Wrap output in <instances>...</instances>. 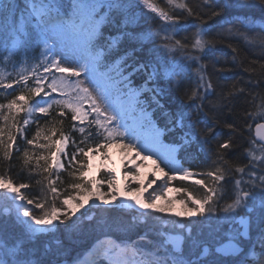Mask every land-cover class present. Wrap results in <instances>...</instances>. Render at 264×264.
<instances>
[{"label": "snow or ice", "instance_id": "1", "mask_svg": "<svg viewBox=\"0 0 264 264\" xmlns=\"http://www.w3.org/2000/svg\"><path fill=\"white\" fill-rule=\"evenodd\" d=\"M165 2L170 9L181 10L180 13L170 14L154 0H0V62H9L14 56L23 55V62L20 63L19 71L15 76L11 73L5 74L0 68V89L15 90L14 85L20 88L18 95L8 99L6 103H0V119L4 121V125L0 126V151L3 162L11 167L16 141L13 130L23 136L24 128L30 123L33 113L42 114L40 117L42 119L51 116L55 107L56 116L60 118L59 123L63 125L65 119H70L71 130L78 132L81 137L77 142L70 132L65 133L62 128L57 129L53 126L48 130L50 135L45 136V140L51 141L52 136L57 132L60 139L51 141V144L39 145L48 149L52 144L59 145L56 152L51 153V163H47L49 160L47 156L35 157L37 169L41 168L40 160L46 162L42 171L47 173L44 177L47 192L43 197L28 198L21 191L29 188L28 184L14 183L11 176L7 175V169L0 174V190H2L0 198L6 201L0 209V264H67L70 246L65 245L58 237L53 239H41V237L54 234L63 227L69 233L68 239L71 241L72 233L78 228L81 218H89L87 213L91 208L86 209L85 205L95 193L96 184L91 179L85 182L88 172L84 169L90 168V165L77 160V157L87 158L93 151L108 146L101 142L93 147L90 138L94 135H103L104 140L109 143L117 139L121 142L130 140L132 142L124 146L133 149L137 156L143 155L137 148V143H140V147L145 151L161 156L170 169L169 179L176 180L178 174L182 173L181 180H191L199 186L204 192L201 199H193L192 194L185 190V203L192 204L193 207L180 212V216L198 215L205 219L210 218L211 214L217 211L213 205L224 197V193L219 191L223 188L222 182H227L226 177L233 175L231 202L219 209L221 216L211 217L217 220L223 219L231 225H238L227 233L226 242H222L219 238L217 234L219 229L206 232L202 227H198L200 222L191 221V226L181 225L182 228H186L182 234L171 235L159 231L157 235L160 239L149 240V232L145 231L143 235H139L138 241L132 244H125L123 247L113 245L107 250L111 253L109 259L112 264H264V136L259 137V143L255 139L249 141V147L244 152L246 164L232 166L225 159L235 147L233 137L242 135L244 129H251L252 121H261L255 124L257 132L264 129V94L255 91L264 88V71L257 73L256 79L247 81L251 90L246 94L243 87L234 84L229 91L219 97L216 107L230 106L234 99L246 96V103L256 109V111L244 112V118L249 123H246L242 129H238L235 123H226L224 127L229 133L227 138L221 139L222 131H216L217 123L206 113L203 121L193 118L204 111V101L208 95L213 94L214 88L212 80L204 71L206 66L200 63V55H186V60L199 64L196 69V87L188 95L192 104L184 106L191 110H181L171 114L169 131L179 130L182 135L179 144L173 145L163 153L156 152L154 147L155 142L159 140L160 130L155 129L152 144L148 141H138L137 130L127 125L121 109L112 101L109 87L101 84L98 79V67L106 57L111 56L118 49L122 40L143 43L145 39L160 37L166 33L162 38L165 41L164 47L168 51L173 49L184 51L191 48L201 55L211 52L215 41L207 39L211 27L201 17L204 7H212L207 4V0H200L199 3H191V0H165ZM220 2L221 0H218V3ZM138 8L141 10L139 13L136 11ZM144 8L149 9L150 12L145 13ZM225 9L237 13L232 15L231 19L224 21L225 23L240 24L249 31H254L258 25L260 32L250 37L247 33L239 32L238 29L228 28L216 35L242 36L248 44L258 43L264 49V0H222V6L212 11L209 19L220 17ZM257 14L261 17L259 21L253 18ZM149 16L165 23L160 26L159 31H136L141 26L142 19ZM189 17L199 22L182 23ZM104 24H108L118 34L105 37L101 30ZM190 28L195 29L191 37H183V40L189 41L188 43L175 39L181 31ZM33 47L39 49V55L35 58L36 62L27 67L28 53ZM128 55L125 53L109 66V71L115 73L117 86H123L131 91L130 77L133 72L146 73L149 81L159 77L158 59L137 62L136 66H129L132 67V72L125 77L121 65L126 64ZM261 68L264 69V65ZM190 69L191 64H186L185 71ZM218 71L223 73L226 70ZM248 71L255 72V69ZM180 75V72L174 70H165L164 73V76L177 87L182 84V80L177 79ZM149 91H157L158 94V90ZM37 97L39 99H36ZM152 99L158 106L163 107L159 105L155 96ZM258 100L259 104H257ZM20 113H25L27 116L22 124L17 121ZM34 122L37 124L35 136L26 139V143L33 146L37 145L43 131L39 120ZM201 122L205 124L203 132L198 128ZM5 128L8 129L7 141L4 139ZM213 140L217 141L214 152L207 147ZM68 143L74 147V151L70 154L66 150ZM192 146H196L197 151L211 162L207 170L195 171L178 165L175 154ZM56 153H61L67 158L68 166L74 169L71 175L81 181L68 185L72 190L71 193L65 189L62 207L70 206L74 200L79 201L71 211H61L55 207V202L61 196V190L57 187L59 174L57 173L53 179V173L56 169L66 170L65 162ZM22 156L25 166L30 165L34 160L27 149L23 151ZM150 158L144 156L145 160ZM76 165H79V168H76ZM156 166L160 167L159 164ZM33 171L36 169H30L29 174L31 175ZM130 174L136 179L135 173ZM235 174H239L240 178H234ZM200 176L204 179H196ZM206 180L211 182V187ZM100 183L101 185L107 183L109 190L106 193H96V199L92 200V207L104 213L95 220L96 228L127 233L137 227L140 217L151 215L147 210L170 211L158 208L155 203L158 198L155 196L150 195L149 199L152 202H148L141 199L140 195H135L130 197L134 205L146 211L131 220H125L121 212L125 208L133 207L127 199L121 198L126 197L127 194H118L114 190L116 184L114 176ZM155 183L156 180L153 179L148 186L151 187ZM142 191V188L136 189L137 193ZM81 192L89 195L81 198ZM26 205H34L35 209L40 210V214L34 215L33 210ZM46 206L48 210H45ZM22 208L23 212L20 211ZM80 209L85 211L76 216V212ZM73 216H76L75 220ZM6 217L12 220L11 225ZM17 228L19 230H16ZM140 241L146 242V246H150L151 250L145 251L140 247Z\"/></svg>", "mask_w": 264, "mask_h": 264}, {"label": "trees", "instance_id": "2", "mask_svg": "<svg viewBox=\"0 0 264 264\" xmlns=\"http://www.w3.org/2000/svg\"><path fill=\"white\" fill-rule=\"evenodd\" d=\"M156 4L164 8L166 11H169L170 14H179L181 10L179 9H170L169 6L166 4L165 0H154ZM200 0H191V3H199ZM207 4L211 5L212 7H204L203 11H201V17L207 21V24L211 27V31L208 33L207 39L214 40V46L211 53L207 55V67L208 69L205 71L207 77L212 80L213 83V99L210 96L204 102V111L199 113L198 115L194 116V119H200L203 121L204 114L206 113L207 116L214 120L217 123L216 131H222L221 139H225L228 136L229 130L224 127L226 123H235L238 129H242L243 126L249 121L245 120L244 112L249 111L252 109L251 105L246 103V96H240L232 101L230 106L226 107H216L217 101L221 95L225 92L229 91L232 85H236L237 87H243L245 89V94L250 91V86L247 83L249 80H254L257 78V73L264 71L261 68L264 65V49L259 48L257 52L253 50H249L242 44L230 40L231 38L227 35L224 36H217L216 33L224 32L229 27H233V24H227L224 21L229 20L230 11L229 9H225L222 12L220 17H212L209 19L211 12L217 10V8L222 6V0L218 3V0H207ZM137 13L141 10L138 8ZM145 13H148L146 8L143 9ZM147 19H151L155 22H158L159 25L164 24L158 19H152L151 16L142 19L141 26L136 29L139 32H147V31H157L158 29L154 28L153 24L148 22ZM259 21V20H257ZM199 21H196L195 18L189 17L186 20H183L182 23L189 24ZM241 26V25H240ZM257 32H260L259 26H256ZM102 32L105 37L109 35H117L116 33L108 24H104L102 26ZM195 29L190 28L187 31H181L178 35H176L175 39L182 40L183 43H188L189 41L183 40V37H191L192 32ZM166 33L162 34L160 37H152L151 39H145L143 43H139L136 41H129V40H122L118 46V49L111 55L106 57V62H114L116 59H119L120 56H124L125 53H128V58L126 61L125 71L130 73L132 72V67L129 66H136L137 62L141 63V58L145 56V53L141 50V46L149 47V52L153 54H157L160 59L165 62L164 68L160 69L159 72L165 73V70H174L177 67L180 68L183 66L185 68L186 64H193L191 61L185 59L186 55L192 54L191 48L185 49L184 51H180L179 49H173L168 51L165 49L164 44L165 41L163 40L162 36ZM228 49V50H226ZM39 55V49L32 48L30 49L28 56V64L27 67H30L33 63L36 62L35 58ZM174 59L173 63H167L166 60ZM23 62V55H16L12 58L9 62H0V68L3 69L5 74L11 73L15 76L16 72L19 71L20 63ZM16 65L15 67L13 65ZM219 69H225L223 73L219 72ZM248 69H255V72L248 71ZM39 71V69H38ZM145 75L141 74V72H133L130 80L132 85L136 87H140L144 82ZM190 81V80H189ZM187 81V82H189ZM31 81L29 84L31 85ZM187 85H191L190 83ZM14 89H0V103H6L8 99H12L16 95H18L20 88L19 86L14 85ZM182 88L178 89L177 91H181ZM255 91L264 94V88L256 89ZM36 99H39L37 97ZM250 99V97H247ZM259 101V100H258ZM257 101V102H258ZM187 102V103H186ZM199 103V101H197ZM192 104V101L188 99V95L185 97L180 96H171L167 95L166 100L164 101V109H167L169 115L173 114L176 111H186L190 108L184 107L185 105ZM229 107H231V111H229ZM56 108L54 107L51 112V116L40 118L42 114L38 113L32 117V121L24 128V134L21 136L19 133H16L13 130V134L16 135V141L13 148V159L11 162V167L9 168L8 165L3 162L2 160V151H0V174H3L7 169V175L11 176L14 183H25L29 185V188L25 189V195L30 199H35L36 197H43V195L47 192L46 189V180L44 179L47 176V173L42 171V168L46 166V162L44 160H40L41 168L37 169L35 164V157H39L41 155L49 157L47 163H51V153L56 151L58 145L52 144L51 148H41L39 145L44 144H51V141H56L60 139L59 132L56 135L52 136L51 141L45 140L44 137L50 135L49 129L55 126L57 129L62 128L65 133H71V136L74 137L77 142L81 139L80 134L78 132L71 130V121L70 119H65L63 121V125L59 123L60 118L56 116ZM156 110L155 112H157ZM27 116L25 113H20L17 116V121L22 124L23 120L26 119ZM39 120V125L43 128L41 132V136L38 140L37 145H28L26 143V139H32L35 136L37 130V124L34 122ZM253 127L251 129H244L242 135H236L233 137L235 142V147L233 150L225 156V159L229 161L230 165L235 166L237 164H246V159L244 156L245 148L247 147L250 140H252V134L254 133V127L256 122L252 121ZM4 125V121L0 119V126ZM198 128L203 131L205 128V124L203 122L199 123ZM7 131L8 129L5 128V141H7ZM168 132V130H166ZM169 134V132H168ZM98 135H94L93 137H97ZM90 138V139H93ZM214 148L215 151L217 141L214 140ZM259 143V142H258ZM84 147V145H80ZM68 152L74 151V147L71 143L68 144ZM18 149V150H17ZM27 149L29 154L34 157L33 162L30 165L25 166L23 163V151ZM87 150V148H86ZM215 157L213 156V159ZM77 160H80L82 163L87 165V158L82 156H78ZM193 170L196 171H205L211 166L210 161L204 160L203 162H195L191 164ZM76 168H79V165H76ZM30 169H36V171L31 172L29 174ZM66 170L62 171H54L53 179H55L56 174H59V180L57 181V187L61 190V196L55 202V207L61 209V211H67V206L62 207V200L65 198V189H67L68 193H71L72 190L68 188V185L74 182H81L76 177L71 175L73 168L65 165ZM87 167H85L86 171ZM237 174L234 175L236 178ZM231 180H233V175L230 174L226 177V181L224 182L223 189L226 193L229 194L231 192ZM39 181L40 183H37ZM85 178V182H86ZM201 188H197L196 191L202 193L198 190ZM88 195V193L81 192L80 197L83 198L84 196ZM197 197V196H196ZM227 201V197H223L222 201H219L220 204H224ZM225 206V205H224ZM47 206H46V209ZM85 210H82L83 212ZM33 214L38 215L40 214L39 209H33ZM80 215V214H79ZM104 213L102 210H97L96 208H92L91 211L87 213L89 218H81V221L78 222V228L72 233V239L69 241L68 236L69 233L63 228L60 227L58 231H56L52 238L49 236H42L41 239H53L58 237L62 240L65 245H69V252L67 257V263L75 262L79 260L85 252L90 249V246L104 236H110L112 238L118 239L119 242L123 244H130L135 241H138L139 235H143L145 231L149 232L148 239L149 240H157L159 239L156 235L159 230L157 227L160 224L155 223V221L159 220V213H151V215H147L145 220L139 218L137 221V227L134 229L125 232H109L107 229L101 230L95 227V220L99 219L103 216ZM121 215L124 217L125 220H131L133 217L130 215V212L127 210H123ZM137 216V215H136ZM10 225L11 222H8ZM58 223V222H57ZM159 228V227H158ZM168 226H162V230L168 232ZM16 230H19L18 228ZM139 246L144 248L145 251H150V246H146V242L140 241ZM92 264H110L107 260L106 256L103 255L101 257H97L96 260Z\"/></svg>", "mask_w": 264, "mask_h": 264}, {"label": "rangeland", "instance_id": "3", "mask_svg": "<svg viewBox=\"0 0 264 264\" xmlns=\"http://www.w3.org/2000/svg\"><path fill=\"white\" fill-rule=\"evenodd\" d=\"M147 9V8H146ZM148 11H150L149 9H147ZM113 64V63H111ZM109 66L107 67H103L100 68L98 67L97 72H98V79L100 80L101 84L105 85L106 87H109L110 89V93H111V98L113 103L117 104V106L121 109L123 115H124V120L126 121L127 125L131 128H135L137 130L138 136L137 139L140 142L144 141V137L142 135V133L144 132H155V129H159L160 130V136L159 139L162 141V139L164 140L163 137V130L161 128H159V124L155 122L151 109L149 107L150 101L148 100V96L151 95V91H149L150 89L147 88H133L131 86V91H129L127 88H123V86H117L115 84V73L114 72H110L108 69ZM100 74H106V75H100ZM59 75V74H57ZM128 75H125V77H127ZM89 87H91V85H89ZM123 88V90H122ZM131 94H134V99L131 102H127L128 97H130ZM53 95H57V94H53ZM36 114V113H33ZM33 117V115H32ZM32 117L30 119V121H32ZM135 118H137V120L141 123L142 127L141 129H137L136 126V120H134ZM149 120L151 121V123H149ZM106 143L108 146L101 148L99 151H93L88 157H87V165H90V168L87 167L86 171L88 172V176L86 177V180L91 179L93 180V182L96 184V189H95V193L91 196V198L89 199L88 204L85 205V208H94L92 207V200L96 199V193H106L108 192V185L107 183H104L103 185H101V181H107L109 179H112L113 176L115 177V191L119 194V193H124L127 194L126 197H121L123 199H127L129 204H132L133 207L131 208H125V210H127L128 212H130V215L132 216H136L141 212H145L146 210L139 208L138 206L134 205V202L129 198L135 194H137L136 189L138 188L137 185H132L128 190H124L121 187L120 184V179L117 176V174H114L112 172V168H111V164H109L108 162V157H107V153L109 152L110 148L112 146H115L116 144H128L131 143L132 141L130 140H124L123 142H121L119 139L112 141V142H107L104 140L103 135H99V137H93V139H90V144L94 147L96 144L98 143ZM163 142V141H162ZM69 144V143H68ZM67 144V146H68ZM173 145V144H171ZM59 146V145H58ZM66 146V150L68 149V147ZM137 148L139 150H141L142 153H144V148L140 147V143H137ZM68 151V150H67ZM70 154V152H69ZM57 156L60 157L61 160H63L65 162V165L67 166V158H65L61 153H56ZM137 158V157H136ZM185 158V156H184ZM135 159V158H134ZM185 162L188 163V161L185 158ZM133 163V162H130ZM164 163V162H163ZM165 164V163H164ZM139 166H141V164H139ZM187 168H189L188 165H184ZM127 167V166H126ZM64 169H56L55 171H62ZM144 170L142 169V166L140 168V172L135 173L136 174V179L132 178V174H130L129 172H125L124 175H126L129 179H131V183L135 180H139L142 181L141 179V175L144 173ZM196 171V170H195ZM132 173V172H131ZM169 176L171 175V172H169ZM144 175H146L144 173ZM180 175L178 174L177 179L176 180H171L170 179V185L166 186V183H163L165 194V197H161L159 193H163L162 190H160L159 192V187H157L158 185L154 184L153 186V190L154 192L152 193L153 195L157 196V200L155 202H157L156 204L158 208H165V209H169L170 211L167 212H159V211H155V210H147L149 213H159V220L155 221V223L160 224V226L157 227V230L159 231H163L162 230V226H168V233H170L171 235H177V234H182L184 231H186V228H182L181 225H187V226H191L190 222L191 221H198L200 222L198 224V227H202L206 232L209 230H214V229H219V232L217 233L219 238L221 239L222 242L227 240V233L233 228V227H238V225H231L228 222H226L223 219H213L211 217H216V216H221L222 214L219 212L220 208H223L224 205H226L227 203L231 202V192H232V180H231V192L226 193L225 190L219 189V191L224 193V197H227V201L224 204H214L213 207L217 208V211L211 214V217L208 219H205L202 216H192V217H187V216H180L179 213L180 212H185L189 209H191L193 207L192 204H186L185 203V199H186V192H190L192 194V198L193 199H201L204 192L202 189H198L200 192L199 193L197 190V188H200L199 186L195 185L191 180H181L180 179ZM239 174H237L236 179H239ZM196 179H204V177L200 176V177H196ZM245 179H247V177H245ZM206 183H209V186L211 187L212 184L209 180H206ZM224 185V182H222ZM162 185V184H161ZM162 186V187H163ZM157 187V188H156ZM169 189H172L171 191H169ZM25 189H21V191L25 194ZM2 191V190H0ZM89 195V194H88ZM160 196V197H159ZM176 197V196H180V198L178 199H171L172 197ZM197 196V197H196ZM170 197V198H169ZM169 199V200H168ZM219 201H222V199H220ZM79 201H72L70 206H67V211H71L73 209H75L76 204ZM6 201H4L2 198H0V209L3 208V206L5 205ZM17 203H20L19 201H17ZM97 203H99V201H97ZM27 208L29 209H34V205H26ZM23 208L20 210L21 212H23ZM82 210L85 209H80L79 211L76 212V216H79L80 212ZM207 215V214H206ZM76 216H73L72 218L75 220ZM145 216H142L141 219L145 220ZM8 222L12 223V220L10 218H7ZM57 223V222H54ZM51 235V234H49ZM48 235V236H49ZM157 235V234H156ZM158 236V235H157ZM47 237V236H46ZM53 235L50 236V238H52ZM158 238L160 239V237L158 236ZM100 242L95 244L90 250L89 254H91L90 256H83V258L81 259V261L79 262H74L71 264H87L92 257H94L93 255H97L98 253H102V254H106L107 256V260L110 262V264H112V261L109 259V256L111 255L110 252H108V249H111L113 245H120L121 247H123L125 244H120L118 243V239L109 237V236H105L103 239L99 240ZM132 244V243H130ZM127 259V258H125Z\"/></svg>", "mask_w": 264, "mask_h": 264}, {"label": "bare ground", "instance_id": "4", "mask_svg": "<svg viewBox=\"0 0 264 264\" xmlns=\"http://www.w3.org/2000/svg\"><path fill=\"white\" fill-rule=\"evenodd\" d=\"M229 11L231 13L230 17L232 15L237 14L234 10L229 9ZM153 15H155V14H153ZM253 18L255 20L261 19L259 14L255 15ZM158 20H160V19H158ZM147 21L152 23L154 28L158 29L157 31H159L161 25H159L158 22H155L151 19H147ZM160 21L165 23L162 20H160ZM233 25H235V26L229 27V28L238 29L239 32L247 33V35L250 37L255 36L258 33L256 30L257 28H255L254 31H249L248 29L244 28L243 26H240V24H233ZM230 38H231L230 40L236 41V42L242 44L243 46H245L246 48H248L249 50H253L254 52H257V50H259V48H261V46L258 43L255 45L248 44L242 36H232ZM141 50L145 53V56L143 58H141V63L148 61V60L158 59L159 60V70L164 68V66L166 65L165 62L162 59H160L157 54H153V53L149 52V47L146 48L144 46H141ZM226 50H228V49H226ZM212 51H214L213 48H212L211 52ZM190 52L194 55H200V57H201L200 63H202L206 66L204 69V71H206L208 69L207 62H206L207 55L211 52H207V54H204V55H201L200 53H198L194 49H191ZM166 61H167V63L172 64L174 59L170 58ZM198 67H199V64L193 63L191 65L190 71H185V68H183V66H181L180 68L177 67L176 69H174V71L181 73V75L177 77V79L182 80V84L179 87H177V85L175 83L171 82L167 77H165L164 73H162V72H159L160 75L157 79H154L151 81L148 80L146 73L141 72V74L145 75V79L143 81L144 83L139 88L140 89L147 88L150 90H158V94H157V91H151V95L148 96V100L150 101L149 107L151 109V112L155 116L156 120L160 123V125L164 129L168 130L169 137L176 144L180 143V136L182 135V133L179 130H176L174 132L169 131V128H171V125L169 123V121L171 119V115L168 114L166 108L164 109V101L166 100L167 95L180 96L182 98L187 96V95H190L192 89H194L196 87V69ZM146 81H147V83H146ZM187 81H189V82H187ZM187 83L188 84L190 83L191 85L188 86ZM180 88H182V89H181V91L178 92L177 90ZM153 96H155L156 99L159 101V105H163V107H160L155 103V101L152 99ZM209 96L211 99H213V94L208 95V97ZM133 97H134V94H131L130 97H128L127 102L133 101V99H134ZM204 102H206V100ZM259 103H260V101L257 102V104H259ZM156 110H158L157 111L158 113L155 112ZM186 111H189V109H187ZM251 111H256V109L252 108ZM176 112H178V111H176ZM176 112H174V113H176ZM134 120L137 121L136 122L137 129H141L142 128V127H140L141 123L137 120V118H135ZM197 120H200V119H197ZM254 122H256V121H254ZM198 126H199V124H198ZM154 134H155V132L151 131L149 133H144L143 137L146 139L145 141H148L150 144H152V142L154 140ZM160 142H161V140L159 139L154 144L155 151L159 152V153H163L168 148L173 146L171 144H166L164 146H161ZM214 144L215 143L213 140L207 147H209L213 150ZM124 145L125 144H121V143L116 144L115 146H112L110 148L109 152L107 153L108 162H109V164H111L112 172L114 174H117V176L119 177L121 187L124 190H128L132 185H137L139 188H142L143 191H142V193H137L135 195H140L141 199L148 201V202H152L149 199V197H150V195L155 196L152 194L154 192V190H153L154 184H152L151 187H149L148 185H149V182L151 180L155 179L156 180L155 184L158 185L157 187H159V189H158L159 192H160V190H162V192H163V193H159L160 196L165 197L166 196V194H165L166 190L164 189L163 183H166L165 187L170 185L171 181L168 178L169 174H170L169 173L170 169H169V167L166 166V164L163 163L164 161L161 159V156L155 155L152 152L145 151V150H144L145 152L143 153V155L137 156L136 152L133 149L126 148ZM183 154H184V156H185V158L189 164H194L197 161H199L200 163L203 162L204 160L209 161L205 158V156L202 153L197 151L196 146H192L186 150H183ZM175 155H176V160H177L178 165L182 168H187L179 162L178 152ZM144 156H150L151 158L145 160ZM130 162H133V163H130ZM139 164H141L142 169L144 170L143 172L146 175H144V173L141 175L142 181L135 180L131 183L132 180L129 179L126 175H124V173L125 172H129V173L140 172L141 166H139ZM157 164L160 165L159 168H157V166H156ZM190 168L193 169L192 166H190ZM161 169H163V171H161ZM135 195H133V196H135ZM155 197H157V196H155ZM174 198L178 199V198H180V196H176V197L173 196L171 199H174ZM155 203H157V202H155ZM157 205H159V204H157ZM99 240H101V239H99ZM99 240L94 241V243L90 246V249L95 244L99 243L100 242ZM90 249L88 252H85L83 256H90L91 255V254H89V252L91 251Z\"/></svg>", "mask_w": 264, "mask_h": 264}, {"label": "flooded vegetation", "instance_id": "5", "mask_svg": "<svg viewBox=\"0 0 264 264\" xmlns=\"http://www.w3.org/2000/svg\"><path fill=\"white\" fill-rule=\"evenodd\" d=\"M259 123H260V122H259ZM256 131H257V130H256V128L254 127V133L252 134V138L255 139V140H257V143H258L259 140L257 139V135H258V134L256 133ZM248 147H249V143H248V145H247L246 148H248ZM246 148H245V149H246ZM244 152H245V151H244ZM246 163H247V160H246Z\"/></svg>", "mask_w": 264, "mask_h": 264}, {"label": "water", "instance_id": "6", "mask_svg": "<svg viewBox=\"0 0 264 264\" xmlns=\"http://www.w3.org/2000/svg\"><path fill=\"white\" fill-rule=\"evenodd\" d=\"M258 133H259V136H260V137H261V136H264V129H260ZM225 242H226V241H225Z\"/></svg>", "mask_w": 264, "mask_h": 264}]
</instances>
